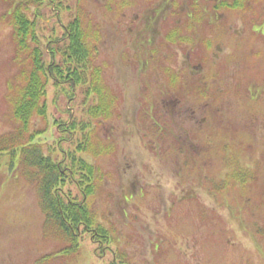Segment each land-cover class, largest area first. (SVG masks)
Returning <instances> with one entry per match:
<instances>
[{
  "label": "rangeland",
  "instance_id": "rangeland-1",
  "mask_svg": "<svg viewBox=\"0 0 264 264\" xmlns=\"http://www.w3.org/2000/svg\"><path fill=\"white\" fill-rule=\"evenodd\" d=\"M9 7L0 0V136L17 126L21 70ZM56 7H32L39 35L60 36L78 14L111 101L85 130L101 152L81 154L100 174L89 207L109 240L53 231L19 154L3 151L0 264H264V0ZM66 90L48 84L46 116L31 126L55 161L82 137L64 138L57 122L84 121L94 101Z\"/></svg>",
  "mask_w": 264,
  "mask_h": 264
},
{
  "label": "trees",
  "instance_id": "trees-1",
  "mask_svg": "<svg viewBox=\"0 0 264 264\" xmlns=\"http://www.w3.org/2000/svg\"><path fill=\"white\" fill-rule=\"evenodd\" d=\"M4 1L10 6L7 15L15 43L14 59L21 64V70L20 84L15 87L11 99L12 116L17 126L0 136V153L19 154L26 174L36 183L45 222L55 229L53 231L73 241L72 228H80L90 231L97 244L107 242L109 238L105 229L96 222V214L89 207L90 199L99 187L100 174L89 168L81 155L101 152L85 132L93 118L109 116L111 106L101 69L92 64L90 36L78 14L62 25L60 36L49 34L43 39L39 35L38 12L32 7L50 2L60 10L61 0ZM49 83L57 90L67 88L69 95L77 86L84 87L85 98L92 96L94 100L84 109L87 117L84 121L57 122L64 138L71 141L77 132L82 136L75 141L66 160L55 161L53 152L49 149L45 152L37 141L36 137L42 131L31 129L34 117L46 116L45 98Z\"/></svg>",
  "mask_w": 264,
  "mask_h": 264
}]
</instances>
